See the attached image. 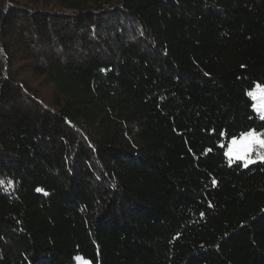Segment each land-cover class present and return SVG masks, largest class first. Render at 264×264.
<instances>
[{"label":"trees","instance_id":"trees-1","mask_svg":"<svg viewBox=\"0 0 264 264\" xmlns=\"http://www.w3.org/2000/svg\"><path fill=\"white\" fill-rule=\"evenodd\" d=\"M257 84L264 0H0V264H264Z\"/></svg>","mask_w":264,"mask_h":264},{"label":"snow or ice","instance_id":"snow-or-ice-1","mask_svg":"<svg viewBox=\"0 0 264 264\" xmlns=\"http://www.w3.org/2000/svg\"><path fill=\"white\" fill-rule=\"evenodd\" d=\"M241 67L244 66L242 65ZM246 95L252 101L251 107L257 114L258 119L264 121V86L257 84ZM208 151H211V149ZM224 155L228 157L229 163L241 161L244 167L257 162L264 163V131H257L256 128H252L242 132L239 137H233ZM212 183L215 186L216 181L213 180ZM8 187H12V181L8 180L6 184L4 179H0V189L7 190ZM37 191L42 190L37 189ZM74 259L77 261V264H91L90 261L85 260L81 256H76Z\"/></svg>","mask_w":264,"mask_h":264},{"label":"rangeland","instance_id":"rangeland-1","mask_svg":"<svg viewBox=\"0 0 264 264\" xmlns=\"http://www.w3.org/2000/svg\"><path fill=\"white\" fill-rule=\"evenodd\" d=\"M228 158V157H227ZM229 161V160H228ZM243 163V162H242ZM250 165V164H249Z\"/></svg>","mask_w":264,"mask_h":264}]
</instances>
